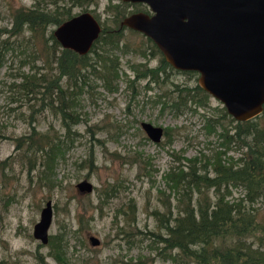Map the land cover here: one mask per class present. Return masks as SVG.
Listing matches in <instances>:
<instances>
[{
  "label": "rangeland",
  "instance_id": "obj_1",
  "mask_svg": "<svg viewBox=\"0 0 264 264\" xmlns=\"http://www.w3.org/2000/svg\"><path fill=\"white\" fill-rule=\"evenodd\" d=\"M37 1L0 0V28L11 26L14 10L33 7ZM84 9L89 10L101 26L118 27L126 7L120 0H92L86 6L73 7L72 12ZM55 26L50 25L47 33ZM142 36L130 30L123 32L122 41L130 51H114L122 71L113 91L105 90L102 81L89 75L87 92L76 107L81 121L73 127L68 139L65 160L54 170L56 178L62 182L54 187L40 181L36 169L28 172L27 161L15 149L16 140L26 132L43 133L50 125L55 128L60 125L59 118L45 108L46 103L40 107V94L33 100L32 94L27 95L10 85L20 60H25L23 50H28L33 60L35 52L31 44L22 41L21 46L4 56L0 67V262L95 264L100 260V264H109L107 260L112 257L115 264H182L155 258V248L149 246V238L144 233L135 232L132 236L129 233L136 226L141 231L155 229L160 218L154 214L155 210L168 215L170 209L177 215L188 207L196 208L195 201L202 196L195 189L191 193L192 203L186 204L187 199L182 197L180 200L170 198L172 205L164 204L166 197L163 193L158 195V190L167 191L164 174L170 167L185 168V158L211 155L216 134L207 133L202 114L217 116L223 104L209 95L208 105L194 110L175 115L167 108L162 109V104L156 103L162 99V92L172 90L173 84L194 86L199 74L173 71L164 85L151 83L147 87L148 78H141L135 71L137 64L155 67L160 55L152 53L150 44ZM36 46H40L39 42ZM35 63L39 66L41 61L37 59ZM22 70L32 71L28 65ZM33 104L40 110L36 111ZM142 121L171 129L155 143L141 128ZM130 150L141 151L150 160L149 176L138 177L137 164L123 163L107 155V151L125 154ZM227 154L236 158L239 150ZM90 157H94L91 169L88 167ZM84 178L94 185L90 194L79 193L76 188ZM108 182L119 185L122 182L126 188L105 198ZM228 189L229 197L236 201L243 196L240 186L231 185ZM47 200H51L53 206L49 238L56 235L61 239L60 246L50 241L43 244L33 236V226ZM132 200L136 203V212L130 209ZM253 205L258 218L264 220V199L260 197ZM91 235L99 239L98 245L90 243Z\"/></svg>",
  "mask_w": 264,
  "mask_h": 264
},
{
  "label": "trees",
  "instance_id": "obj_2",
  "mask_svg": "<svg viewBox=\"0 0 264 264\" xmlns=\"http://www.w3.org/2000/svg\"><path fill=\"white\" fill-rule=\"evenodd\" d=\"M90 1L39 0L33 7L14 10L11 26L0 28V67L6 53L21 46L22 41L31 44L35 52L33 60L31 53L23 50L25 60H20L10 85L17 86L27 95L32 94L33 100L40 94V107L46 103L45 108L60 121L59 128L50 125L47 132H26L16 140L15 149L27 161L28 172L36 169L39 180L50 187L62 182L56 178L54 170L65 160L68 139L73 127L81 121L76 107L80 97L87 92L89 75L102 81L105 90L113 91L122 71L114 51H130L122 41L123 33L109 31L107 25L102 26L98 39L85 55L62 48L52 31L47 33L50 25H58L79 13H73V7L86 6ZM148 41L152 43L150 39ZM38 42L40 46H36ZM152 50V53L160 55L159 64L150 67L139 63L135 70L141 78H148L147 87L151 83L164 85L173 71H179L164 59L155 45ZM89 53L93 55L89 56ZM37 59L41 61L39 66L35 63ZM26 65L32 69L31 72L22 70ZM186 72L194 74L195 71ZM173 85L174 88L162 92V99L156 102L162 104V109L167 108L177 115L184 110L208 105L210 94L198 84ZM33 107L40 110L34 104ZM202 116L207 133L216 134L211 155L185 158V168L170 167L164 174L167 191L158 190V195L163 193L166 197L164 204L168 205L173 204L170 198L180 200L181 197L187 199L186 204L192 203L193 189L202 199L198 196L196 208L188 207L182 210V214L173 215L169 209L165 215L155 210L154 214L160 216L155 229L141 231L136 226L129 235L144 233L149 238V246L155 248L157 259L182 264H264V220L258 218L253 205L260 197L264 199V110L246 121L235 120L224 106L219 108L217 116L206 113ZM170 129L163 128V136ZM235 149L239 150L238 157L227 154ZM107 155L123 163L137 164L138 177L149 176L150 160L141 151L130 150L125 154L107 151ZM88 167H94V157H90ZM231 185L242 188L243 196L237 201L229 197ZM121 188H126L122 182L120 185L108 182L105 198L115 196ZM130 209L137 211L133 200ZM48 240L60 246L61 239L56 235L48 237ZM111 258L107 262L115 264ZM95 264H100V260Z\"/></svg>",
  "mask_w": 264,
  "mask_h": 264
},
{
  "label": "water",
  "instance_id": "obj_3",
  "mask_svg": "<svg viewBox=\"0 0 264 264\" xmlns=\"http://www.w3.org/2000/svg\"><path fill=\"white\" fill-rule=\"evenodd\" d=\"M144 1L153 14L136 13L121 25L143 32L176 70L195 71L197 84L219 100L237 121H246L264 110V0H130ZM101 31L88 10L56 25L52 34L62 48L87 54ZM149 140L157 143L164 130L142 121ZM81 193H92L87 178L76 184ZM53 218L47 200L33 226V236L47 243ZM92 245L99 239L89 236ZM1 264V263H0Z\"/></svg>",
  "mask_w": 264,
  "mask_h": 264
},
{
  "label": "flooded vegetation",
  "instance_id": "obj_4",
  "mask_svg": "<svg viewBox=\"0 0 264 264\" xmlns=\"http://www.w3.org/2000/svg\"><path fill=\"white\" fill-rule=\"evenodd\" d=\"M120 1H121V4L126 7V9H123L124 13L119 18V26L118 27L109 26L110 27L109 31H121L123 33L125 30H130V31L135 32L137 34L143 35L142 37H144L145 40L148 42V44H150V46H149L150 48L154 49V45L156 48H158L157 45L152 41V39L147 37L143 32H141L135 28L128 27L126 25H121L122 20H124L126 17H128L132 14L145 13L148 16H151L153 14V11L151 10L150 6L147 3H145L144 1H130V0H120ZM98 22L100 24V21H98ZM101 29H102V26H101ZM99 35H100V33H99ZM99 35H98V37H99ZM148 39H150L152 41V43H149ZM179 71L186 72L183 70H179ZM79 193H81V192H79ZM48 241H47V243H48ZM43 244H46V243H43ZM0 263L4 264L3 262H0Z\"/></svg>",
  "mask_w": 264,
  "mask_h": 264
}]
</instances>
